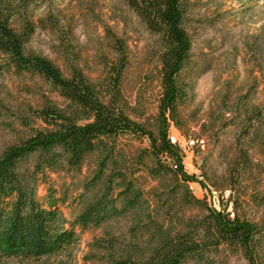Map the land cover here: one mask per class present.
Here are the masks:
<instances>
[{
	"label": "trees",
	"instance_id": "16d2710c",
	"mask_svg": "<svg viewBox=\"0 0 264 264\" xmlns=\"http://www.w3.org/2000/svg\"><path fill=\"white\" fill-rule=\"evenodd\" d=\"M114 1L152 36L144 85L158 89L153 109L144 99L147 88L134 102L125 94L130 51L124 33L102 23L92 77L71 17L48 9L36 20V0H0V77L10 71L34 98L9 105L0 97V264H72L76 229L98 232L83 264H229L231 257L264 264V192L255 173L264 171V159L254 163L252 156L256 147L264 154L261 35L246 43L259 78L245 88L226 81L195 135L212 139L235 129L223 172H209L206 157L199 165L200 177L220 198L216 208L193 194L169 139L171 125L188 131L185 106L196 78L207 71L192 53L195 1ZM38 29L53 35L57 61L29 48ZM51 173L70 176V184L58 191ZM40 184L46 185L43 196ZM67 202L70 219L59 211Z\"/></svg>",
	"mask_w": 264,
	"mask_h": 264
},
{
	"label": "rangeland",
	"instance_id": "374dc122",
	"mask_svg": "<svg viewBox=\"0 0 264 264\" xmlns=\"http://www.w3.org/2000/svg\"><path fill=\"white\" fill-rule=\"evenodd\" d=\"M190 12L189 30L192 36L194 59L207 67V71L195 80L191 98L185 106L188 116L187 132L170 126V132L181 140L192 138L199 134L201 125L208 120L210 111L216 109L220 100L224 83L233 86L248 85L253 76L259 78L258 72H253L251 57L246 48V43L255 35H261L264 44V0H194ZM48 9L60 10L66 17H71L75 26L76 43L81 49L87 70L92 77L97 75L99 67L94 56L98 43L103 35L102 23L106 22L115 30L124 33L129 42V67L125 77V94L134 102L138 92L144 91L145 100L153 109V102L158 94V89L153 83L150 87L144 85L146 76L152 70V57L149 47L152 36L139 24L136 17L127 11L121 4L114 0H36L32 7L34 19L43 17ZM54 37L49 31L36 30L29 41V48L39 51L44 55L58 60L53 53ZM21 79L15 77L10 71L5 70L0 77V97L9 105L20 102H32L33 96L20 88ZM25 85H33L27 82ZM262 84L257 88L255 100L261 98ZM7 91L10 94H6ZM227 117V115L225 116ZM216 123L215 127H220ZM219 137L212 139L201 135L205 144L196 152L195 148L187 149L183 153L185 172L191 177L189 187L198 198H206L216 208H220L218 193L210 189L200 177L199 165L206 157L209 172L221 174L227 160L231 155L235 129L229 126ZM254 163L263 161V150L255 148L252 152ZM257 170V168H256ZM86 169H84V172ZM260 189L264 192V171L258 173ZM71 177L65 174H50V184L58 191L62 185H68ZM40 196L46 194V185L38 187ZM60 193H57L59 195ZM225 191L223 197L227 196ZM71 195V193L69 194ZM70 204H59V211L63 217L70 219L73 214ZM77 241L73 247L74 256L72 264H83V256L88 251V244L92 241L95 231L75 230ZM57 257L51 260L55 262ZM229 264H243L231 257Z\"/></svg>",
	"mask_w": 264,
	"mask_h": 264
},
{
	"label": "built area",
	"instance_id": "2783aa9c",
	"mask_svg": "<svg viewBox=\"0 0 264 264\" xmlns=\"http://www.w3.org/2000/svg\"><path fill=\"white\" fill-rule=\"evenodd\" d=\"M169 139L170 143L176 147V149L180 150L181 152H185L187 149H191L196 145L203 147L205 144L204 138H188L181 140L176 135L169 132Z\"/></svg>",
	"mask_w": 264,
	"mask_h": 264
},
{
	"label": "water",
	"instance_id": "95a60500",
	"mask_svg": "<svg viewBox=\"0 0 264 264\" xmlns=\"http://www.w3.org/2000/svg\"><path fill=\"white\" fill-rule=\"evenodd\" d=\"M176 152H177L181 157L184 156L183 153H182L180 150L176 149Z\"/></svg>",
	"mask_w": 264,
	"mask_h": 264
}]
</instances>
